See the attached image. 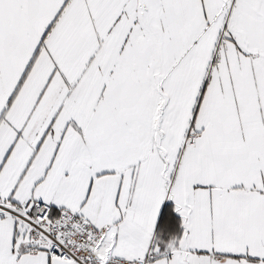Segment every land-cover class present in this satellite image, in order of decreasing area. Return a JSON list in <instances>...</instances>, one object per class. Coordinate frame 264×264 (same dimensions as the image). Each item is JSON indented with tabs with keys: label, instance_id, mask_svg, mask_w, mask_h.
Returning a JSON list of instances; mask_svg holds the SVG:
<instances>
[{
	"label": "crops",
	"instance_id": "obj_1",
	"mask_svg": "<svg viewBox=\"0 0 264 264\" xmlns=\"http://www.w3.org/2000/svg\"><path fill=\"white\" fill-rule=\"evenodd\" d=\"M228 2L0 0V202L79 212L118 257L264 264V0L213 64ZM25 229L0 215V264H76Z\"/></svg>",
	"mask_w": 264,
	"mask_h": 264
},
{
	"label": "built area",
	"instance_id": "obj_2",
	"mask_svg": "<svg viewBox=\"0 0 264 264\" xmlns=\"http://www.w3.org/2000/svg\"><path fill=\"white\" fill-rule=\"evenodd\" d=\"M237 0H229V17L220 33L213 64L231 40L229 19ZM197 134L191 131L185 144H193ZM0 215L13 217L25 225L28 239L22 243L26 251L46 250L52 257L76 264H148L160 254L150 249L145 256L118 257L108 238V226H96L83 214L60 208L56 215L48 202L36 200L30 208L26 203L10 200L0 202Z\"/></svg>",
	"mask_w": 264,
	"mask_h": 264
}]
</instances>
